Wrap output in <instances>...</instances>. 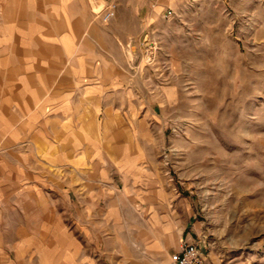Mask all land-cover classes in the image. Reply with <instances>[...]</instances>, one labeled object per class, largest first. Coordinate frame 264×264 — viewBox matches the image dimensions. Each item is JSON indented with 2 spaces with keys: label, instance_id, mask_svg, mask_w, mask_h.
Instances as JSON below:
<instances>
[{
  "label": "crops",
  "instance_id": "1",
  "mask_svg": "<svg viewBox=\"0 0 264 264\" xmlns=\"http://www.w3.org/2000/svg\"><path fill=\"white\" fill-rule=\"evenodd\" d=\"M160 2L0 0V264H172L202 240L163 185L128 53Z\"/></svg>",
  "mask_w": 264,
  "mask_h": 264
},
{
  "label": "rangeland",
  "instance_id": "2",
  "mask_svg": "<svg viewBox=\"0 0 264 264\" xmlns=\"http://www.w3.org/2000/svg\"><path fill=\"white\" fill-rule=\"evenodd\" d=\"M154 10L128 53L144 63L177 220L202 222L211 264H264V0H162Z\"/></svg>",
  "mask_w": 264,
  "mask_h": 264
},
{
  "label": "built area",
  "instance_id": "3",
  "mask_svg": "<svg viewBox=\"0 0 264 264\" xmlns=\"http://www.w3.org/2000/svg\"><path fill=\"white\" fill-rule=\"evenodd\" d=\"M116 14V7L113 6L103 17L105 22H110ZM173 12L167 11L165 16L171 17ZM172 264H206V258L199 246L190 241H183L178 251L171 256Z\"/></svg>",
  "mask_w": 264,
  "mask_h": 264
}]
</instances>
